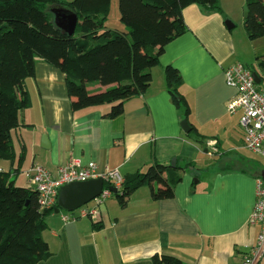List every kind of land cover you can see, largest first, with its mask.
Wrapping results in <instances>:
<instances>
[{"label":"crops","instance_id":"crops-1","mask_svg":"<svg viewBox=\"0 0 264 264\" xmlns=\"http://www.w3.org/2000/svg\"><path fill=\"white\" fill-rule=\"evenodd\" d=\"M219 6L220 12L197 5L184 9L186 32L165 47L159 65L150 70L146 94L128 100L116 119L105 117L114 104L72 110L66 75L36 61L34 77L24 84L30 106L11 132L15 159L0 160V172L16 186L29 187L25 172L33 165L56 174L73 160L93 162L98 171L116 169L125 179L154 162L191 164L180 171L182 181L171 200L154 201L147 186L124 207L114 196L107 199L99 208L97 229L91 218L64 222L67 212H53L43 232L52 256L40 264H154L155 255L183 264H243L260 233L249 221L264 160L244 147L241 111L227 110L236 91L224 74L237 63L252 64L264 93V38L251 41L247 35L246 0H220ZM56 8L65 7H51V12ZM109 22L110 15L107 28L128 33L124 25L112 28ZM169 66L182 76L179 93L190 107L187 119L168 92ZM106 89L88 87L91 94ZM183 119L192 127L189 134L181 127Z\"/></svg>","mask_w":264,"mask_h":264},{"label":"trees","instance_id":"trees-1","mask_svg":"<svg viewBox=\"0 0 264 264\" xmlns=\"http://www.w3.org/2000/svg\"><path fill=\"white\" fill-rule=\"evenodd\" d=\"M219 2L119 0L120 22L129 29L123 33L106 26L112 0H0V160L15 159L11 132L20 126V113L30 106L24 84L34 77L38 59L66 75L72 110L114 104L105 117L116 119L124 114L128 100L146 94L152 84L150 70L159 65L165 47L186 32L184 9L197 5L220 12ZM246 5L244 27L249 39L264 38V0H246ZM54 6L77 15L74 35L56 26ZM165 74L168 92L184 108L187 119L190 107L179 93L182 76L171 66ZM96 85L107 89L91 94L88 87ZM193 132L199 135L194 127ZM190 165L182 168L177 162L176 167L154 162L145 172L126 176L112 196L124 207L135 191L147 186L154 201L171 200L182 181L180 171ZM113 185L105 182L104 188ZM56 207L41 209L35 190L16 186L0 172V264H40L52 256L43 232ZM152 261L183 264L170 256L155 255Z\"/></svg>","mask_w":264,"mask_h":264},{"label":"built area","instance_id":"built-area-1","mask_svg":"<svg viewBox=\"0 0 264 264\" xmlns=\"http://www.w3.org/2000/svg\"><path fill=\"white\" fill-rule=\"evenodd\" d=\"M224 75L227 86L236 91L227 104V110L231 114L241 111L240 126L244 131V147L264 160V93L259 90L253 72L242 63L226 69ZM208 145L215 153L218 152L215 144L209 143ZM25 176L29 187L39 195L41 209L56 207L60 189L69 184L101 178L104 182L113 183V187L119 190L124 183V178L116 169L105 168L100 172L96 163L83 165L76 160L59 167L56 174L40 165H33L25 172ZM112 195L109 189L104 188L101 195L92 201L96 207L89 208L86 205L75 212H68L62 216L63 221L70 222L79 218L99 221L100 212L97 207L103 205ZM249 222L252 226H258L260 233L256 245L245 255L243 264H257L264 259V180L261 176L257 178L256 202Z\"/></svg>","mask_w":264,"mask_h":264},{"label":"water","instance_id":"water-1","mask_svg":"<svg viewBox=\"0 0 264 264\" xmlns=\"http://www.w3.org/2000/svg\"><path fill=\"white\" fill-rule=\"evenodd\" d=\"M55 16V24L58 28L63 30L69 35H74L78 24V17L72 11L66 8H56L52 10ZM229 29L233 27L232 23L226 22ZM256 84L260 83V79L256 73H253ZM183 131L187 134L192 132V127L187 120H184L181 124ZM45 139V138H44ZM172 167H176V159L172 160ZM264 180V170L260 174ZM105 182L99 178L96 180H90L83 183H73L66 185L60 189L57 207L54 212L59 214L60 212H75L76 210L88 205L95 200L104 190ZM109 190L113 194H117L118 189L110 187Z\"/></svg>","mask_w":264,"mask_h":264},{"label":"rangeland","instance_id":"rangeland-1","mask_svg":"<svg viewBox=\"0 0 264 264\" xmlns=\"http://www.w3.org/2000/svg\"><path fill=\"white\" fill-rule=\"evenodd\" d=\"M110 25L112 26V28H115V26L117 25H123L121 24L120 22V12H119V0H114V2L112 3V7H111V12H110ZM124 27V26H123ZM125 29H127V31H129V29L127 27H124ZM248 68L254 73V67L252 64H248L247 65ZM258 86H262V85H258ZM184 121V119H183ZM182 121V122H183ZM257 159V158H256ZM258 161H256V165H259V160L260 159H257ZM261 161V160H260ZM172 161L170 162V165H171ZM255 163V162H254ZM195 174V172H194ZM198 179H197V172H196V175H194V181L196 182ZM89 208H93V207H96L95 203L94 202H91L87 205ZM102 205H100L99 207H97L98 211H99V208L101 207Z\"/></svg>","mask_w":264,"mask_h":264}]
</instances>
